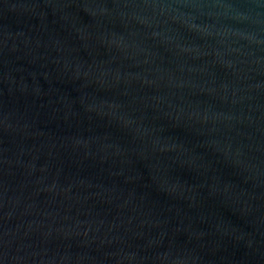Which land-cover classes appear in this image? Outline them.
Listing matches in <instances>:
<instances>
[{
    "label": "water",
    "instance_id": "1",
    "mask_svg": "<svg viewBox=\"0 0 264 264\" xmlns=\"http://www.w3.org/2000/svg\"><path fill=\"white\" fill-rule=\"evenodd\" d=\"M0 264H264V0H0Z\"/></svg>",
    "mask_w": 264,
    "mask_h": 264
}]
</instances>
